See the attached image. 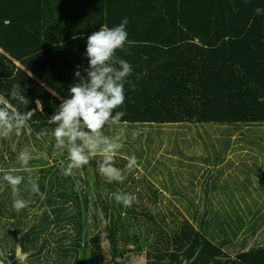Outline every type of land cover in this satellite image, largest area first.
<instances>
[{
  "label": "trees",
  "instance_id": "trees-1",
  "mask_svg": "<svg viewBox=\"0 0 264 264\" xmlns=\"http://www.w3.org/2000/svg\"><path fill=\"white\" fill-rule=\"evenodd\" d=\"M257 8L264 9V0H0V95L22 113L34 110L21 138L30 139L27 129L36 139L54 136L49 118L79 82L75 72L87 76V37L126 18L127 42L115 58L127 61L132 73L125 101L113 111L125 115L114 125L264 124V12ZM16 83L28 104L11 99ZM149 142L136 151L131 170V152L124 155L121 147L114 155L122 181H109L97 163L92 179L90 158L84 174L73 169L65 176L64 163L43 169L46 175L35 182L39 193L32 191V179L15 174L24 177L18 186L23 192L15 196L3 175L33 169L10 168L14 156H5L0 143V264H264V246L230 259L215 239L180 218V198L169 195L173 203L140 174L139 166L152 178L164 172L160 161L152 164ZM67 156L60 152L55 159ZM160 183L178 193L175 182ZM117 192L136 200L125 207L115 200ZM17 198L28 201L20 212L12 206Z\"/></svg>",
  "mask_w": 264,
  "mask_h": 264
},
{
  "label": "rangeland",
  "instance_id": "rangeland-1",
  "mask_svg": "<svg viewBox=\"0 0 264 264\" xmlns=\"http://www.w3.org/2000/svg\"><path fill=\"white\" fill-rule=\"evenodd\" d=\"M227 125L228 126L218 123H202L197 127H194V125L191 127L185 125L130 127L129 125L113 124L111 127H105L103 129V134L109 138L118 139L122 143V147L125 148L122 154L127 156L129 152H131V155L136 157V151L140 150L141 146L146 149L148 147V141H154V143L149 142L151 147L149 157L154 165L159 164V161L162 163L159 170L162 171L164 168V172L162 171L163 175L157 172L152 178L142 166H139L138 169L141 175H146L147 178L152 180L154 187L158 186L160 188L161 186L164 189V195L168 197L169 195L172 196L176 202H179V200L182 201L180 202V218L182 219L183 217H188L190 212H193V209L200 211L202 206H205L206 203H202L199 200L206 201L209 195L215 194L216 198L223 199L227 198L228 195L235 197L237 193H240L244 194V199H248L250 196L243 191L246 187L255 185L257 191H264V184L257 183V181L262 180L260 175L264 174V171L260 173V170L249 173L243 169L239 170L236 169V167L231 168V166H228L227 169L231 170L232 175H229V178L226 179L227 187L217 188L221 186L219 182L221 179L212 182V180H214L213 170H219L220 167L212 170L209 166L211 164H215L216 166V164L227 162L231 159L229 162L235 161L234 164H236L237 168H239V166L242 168L256 162H264V154L256 153L264 147V124H253L251 126L238 128L234 127L235 125L238 126V124H233L234 126ZM183 129H187V131L190 132L186 133ZM27 133H29V140L24 139L18 141V135L14 136L13 133L10 134L7 139L0 138V143L4 145L3 149L5 156L9 154L14 156L13 162L9 160L7 163L10 168L23 167L21 169H24L25 166H22L21 162L18 160V155L25 149L30 152L31 159L26 168L33 169L31 174L14 172L13 175L24 174L25 177L37 182L46 175L45 172H42L43 169H48L51 165L59 166L61 163L68 164L70 162L69 158H67L68 156L59 161L55 159L59 156L60 152H68L66 147L61 150L55 148L54 155H50L49 142L54 141L51 135H44L36 139L31 135L29 130H27ZM229 133H232V135H229ZM251 139H253L252 143H250ZM44 140H47L46 144L41 143ZM137 141L139 142L138 144L135 143ZM47 146H49V148ZM233 148H239L240 154H236L237 152L233 151ZM130 149L131 151H129ZM89 157L92 160L89 170L91 172V178L94 179L93 173L95 172L96 161H98L97 159H101L99 158L101 154L89 153ZM209 160L211 161L210 163L208 162ZM165 167L168 168L166 169ZM75 170L76 169H74V171ZM192 171H194V176L190 175ZM77 172L84 174L82 167L79 168ZM50 176L51 174L49 173L47 178L48 184ZM60 177L62 178L61 172ZM162 179L167 185H170L171 181L178 184V188L172 186V189L175 188L178 193L165 188L160 183ZM245 180L249 182H244ZM103 186L105 189L108 188L106 184H103ZM22 192L23 189L18 187L17 194L20 195ZM45 197L46 196H43L42 199ZM172 202L174 203L173 200ZM38 205L40 206V204ZM212 206L221 209L223 206H226V202L223 204H212ZM41 210H44V207H41ZM92 213L93 209L91 208L90 219H92ZM246 221L248 232H246L239 241L253 236L254 230L252 229V225L257 226V220H253L252 216ZM0 229H2V227H0ZM67 229L72 231L71 226L67 225ZM0 234L4 235V232L1 231ZM236 242H238L237 239L234 240V243ZM54 246H56V244H54ZM45 256L49 257V254L46 253Z\"/></svg>",
  "mask_w": 264,
  "mask_h": 264
},
{
  "label": "clouds",
  "instance_id": "clouds-1",
  "mask_svg": "<svg viewBox=\"0 0 264 264\" xmlns=\"http://www.w3.org/2000/svg\"><path fill=\"white\" fill-rule=\"evenodd\" d=\"M257 14L264 9L257 8ZM127 19L118 26L102 25L100 30L87 37L86 57L88 67L84 69L86 78L80 71L75 72L79 82L71 85L68 98L63 99L48 123L56 125L53 129L55 147L67 148L69 163L63 171L65 176L73 174V169H79L90 162L89 153H99L102 159L97 161L99 172L109 181H122L121 170L115 166L114 154L122 147L118 139L109 138L103 134L106 126L115 124L125 115L123 111H113L122 106L125 101L124 84L132 73V66L125 60L115 58L117 49H122L127 42ZM118 64V67H117ZM79 68V66H77ZM12 100L20 104H28V98L21 92L20 83L12 85L10 93ZM37 107H41L36 101ZM34 115V110L20 112L10 99L0 95V138H7L13 131L17 135ZM31 159L30 152L25 149L18 155V160L26 166ZM137 157L128 158L129 170L137 166ZM3 180L11 186L13 195L18 192V186L24 180L23 176L5 173ZM32 191L39 193V186L30 181ZM43 195V194H41ZM114 198L125 207H131L136 200L135 195L124 192L114 193ZM13 208L16 212L28 206L24 199H14Z\"/></svg>",
  "mask_w": 264,
  "mask_h": 264
},
{
  "label": "crops",
  "instance_id": "crops-1",
  "mask_svg": "<svg viewBox=\"0 0 264 264\" xmlns=\"http://www.w3.org/2000/svg\"><path fill=\"white\" fill-rule=\"evenodd\" d=\"M21 130L20 134L17 136L18 141L25 139L21 138ZM15 135L17 134L14 132V136ZM50 135L52 136V133H50ZM52 137L53 140H55L54 136ZM53 144L55 145V143ZM47 147L49 148V146ZM55 148L56 147H54V149ZM232 150L237 152L236 154H240L239 148H233ZM262 151H264V147L256 153L264 154ZM231 154L236 155L234 153ZM230 160L231 159H229V161ZM229 161L216 164V166L215 164L209 165L212 170L220 167L219 170H213L214 180H212V182L221 179L219 181L221 186L217 188L227 187L226 179L229 178V175H232L231 170L227 169L228 166H231V168L236 167V169L239 170L243 169L249 173H253L255 170H260V173H263L262 171H264V162L262 161L261 163L256 162L252 165L244 166L246 168H241L240 166L237 168L236 164H234L235 161ZM0 168L2 167L0 166ZM21 168L22 167L13 170L19 171ZM0 172H3V170L0 169ZM260 177L262 180H260L261 182L257 181V183L264 184V174H261ZM244 182L249 181L245 180ZM243 191L250 196L248 199H244V194L240 193H237L235 197L228 195L227 198L223 199L216 198L215 194L209 195L206 198V201L200 199L199 201L206 203V205L202 206L199 212H197L196 209H193V212H190V215L188 216L191 222L194 223L195 227H197V230H201L209 240L214 241L215 239L218 246L220 245L222 247L223 251L228 256L227 258L230 259L237 258L240 251L249 252L254 248L264 246V191H257L255 185L246 187ZM224 202H226V206H223L221 209L212 206V204H223ZM250 216H252L253 220H257V226L252 225V229L254 230L253 236L239 241L245 233L248 232L246 220L250 218ZM212 217H214L213 220H211ZM202 227H204V229H202ZM236 239L238 242L234 243V240ZM189 262L190 260L188 263Z\"/></svg>",
  "mask_w": 264,
  "mask_h": 264
}]
</instances>
